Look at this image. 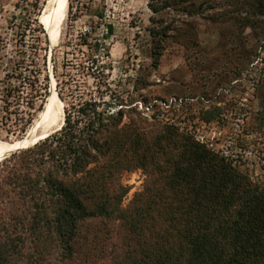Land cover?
<instances>
[{
  "label": "trees",
  "instance_id": "1",
  "mask_svg": "<svg viewBox=\"0 0 264 264\" xmlns=\"http://www.w3.org/2000/svg\"><path fill=\"white\" fill-rule=\"evenodd\" d=\"M74 1L75 7L72 0L68 4L73 19L83 9L105 19L104 9L93 7L92 0ZM177 1L149 3L152 19L159 20L149 30L154 65L169 41L196 43L190 22L194 4ZM172 12L177 19H162ZM104 22L100 41L92 24L77 44L90 48L88 65L81 62L80 69L92 71L97 85L110 91L108 97L101 91L99 97L68 101L60 129L0 160V264H94L95 251L113 236L123 253L117 264H264V189L187 132L150 122L131 106L132 98L110 89L104 72L110 63L94 57L103 46L109 57L105 39L113 24ZM34 31L43 32L39 25ZM31 63L24 75L22 60L7 63L0 83L6 114H15L21 101L32 109L46 90L35 56ZM56 82L63 80L56 75ZM28 114L19 134L30 123ZM135 168L160 177L162 184L124 207L128 188L121 177ZM89 224L96 230L86 229Z\"/></svg>",
  "mask_w": 264,
  "mask_h": 264
},
{
  "label": "rangeland",
  "instance_id": "2",
  "mask_svg": "<svg viewBox=\"0 0 264 264\" xmlns=\"http://www.w3.org/2000/svg\"><path fill=\"white\" fill-rule=\"evenodd\" d=\"M150 1L92 0L93 7L104 9L103 21L84 9L73 19L67 8L60 34L51 45L39 22L47 0H0V83L9 60H22L24 75L32 69L33 56L40 65L39 83L45 87L47 79L46 90H41L42 97L32 109L21 101L15 114H6L0 101V141H15L27 131L43 108L52 83L63 103V118L68 101L101 95L104 87L97 85L92 71L86 73L79 67L81 62L88 65L90 48L77 41L79 35L89 33L92 20L98 21L93 24L94 37L100 41L106 30L104 21H110L113 32L105 39L109 57L104 55V46L94 55L110 63L104 69L110 89L123 99L132 98L131 106L150 122L173 124L192 137L204 135L212 142L213 152L264 189V7L260 6L264 0H185L194 4L190 22L196 26V43L169 41L155 65L149 30L159 20L152 19ZM72 4L75 7L74 0ZM35 18L37 24L32 22ZM177 18L172 12L162 19ZM38 25L42 33L34 31ZM56 75L63 80L59 86ZM109 93L104 91V97ZM28 112L30 123L19 134V123L28 118ZM4 115L9 118L4 120ZM121 182L128 188L124 207L140 192H154L162 184L160 177L143 168L124 172ZM95 227L85 226L90 232ZM117 238L102 241L100 252L94 253V264H117L123 256ZM112 241L116 242L114 254Z\"/></svg>",
  "mask_w": 264,
  "mask_h": 264
},
{
  "label": "bare ground",
  "instance_id": "3",
  "mask_svg": "<svg viewBox=\"0 0 264 264\" xmlns=\"http://www.w3.org/2000/svg\"><path fill=\"white\" fill-rule=\"evenodd\" d=\"M68 0H47L44 10L39 16V22L45 29L50 44L53 45L60 34L62 22L66 17ZM63 121V103L59 100L51 84L50 94L38 116L27 129V136L21 142L6 143L0 141V154L15 149L18 145H26L35 142L39 136L43 137L49 131L58 128ZM22 140V139H21Z\"/></svg>",
  "mask_w": 264,
  "mask_h": 264
},
{
  "label": "water",
  "instance_id": "4",
  "mask_svg": "<svg viewBox=\"0 0 264 264\" xmlns=\"http://www.w3.org/2000/svg\"><path fill=\"white\" fill-rule=\"evenodd\" d=\"M63 123H64V118H63V121H62L61 125H60L58 128L54 129L53 131H49V133L45 134L43 137H40V136H39V138H38L35 142H33V143H31V144H26V145H18L15 149H12V150L6 151V152H4V153H1V154H0V160H2L3 158L8 157L10 154L14 153L15 151H18V150L23 149V148H27L28 146H31V145L37 143L39 140H42V139L46 138L48 135H50V134L53 133L54 131L60 129ZM27 134H28V133L25 132V134H24L20 139H17V140L12 141V142L15 143V142H21V141H23V138L26 137ZM21 139H22V140H21ZM12 142H6V143H12Z\"/></svg>",
  "mask_w": 264,
  "mask_h": 264
},
{
  "label": "built area",
  "instance_id": "5",
  "mask_svg": "<svg viewBox=\"0 0 264 264\" xmlns=\"http://www.w3.org/2000/svg\"><path fill=\"white\" fill-rule=\"evenodd\" d=\"M194 138H195V140L196 141H198V142H200V143H202V144H204L206 147H208L210 150H214V149H212V147H213V144H212V142H210V141H208L206 138H205V136L204 135H202V134H196V135H194ZM215 151V150H214ZM217 152V151H216ZM222 154V153H221ZM223 154H226L224 151H223ZM225 156V155H224Z\"/></svg>",
  "mask_w": 264,
  "mask_h": 264
}]
</instances>
